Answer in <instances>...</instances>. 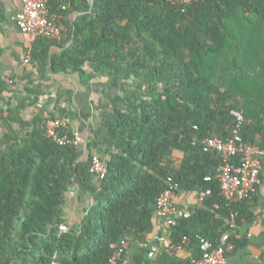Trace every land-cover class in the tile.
<instances>
[{"label":"trees","instance_id":"1","mask_svg":"<svg viewBox=\"0 0 264 264\" xmlns=\"http://www.w3.org/2000/svg\"><path fill=\"white\" fill-rule=\"evenodd\" d=\"M49 9L63 23L73 9L92 15L74 23L61 52L51 56L53 40L39 38L32 57L42 65L51 56L54 71L118 82L123 104L115 106L113 146L93 202L64 231L66 193L77 176H93L92 153L84 158L79 146L49 139L44 124L52 115H37L24 135L0 142V264H108L121 239L129 249L118 264H191L201 237L246 247L243 206L260 185L228 203L216 178L222 157L201 140L237 134L264 146V0H49ZM29 85L28 94H42ZM11 100L3 115L9 125L19 115ZM62 131L73 133L68 125ZM170 183L177 198L194 200L189 217L163 229L187 254L149 258L156 200Z\"/></svg>","mask_w":264,"mask_h":264},{"label":"crops","instance_id":"2","mask_svg":"<svg viewBox=\"0 0 264 264\" xmlns=\"http://www.w3.org/2000/svg\"><path fill=\"white\" fill-rule=\"evenodd\" d=\"M66 6L69 8L70 4ZM21 10L22 0H0V82L7 85V90L0 92V110H3V113L0 112V142L8 139V136L12 138L24 135L33 127L37 115L43 118L52 115L54 118L65 119L72 132L78 133L82 140L79 148L84 158L89 153L107 157V150L113 146L109 126L115 122V106L123 104V94L119 90L118 82L108 83L100 78L88 79L76 72L54 71L51 66L52 54H58L71 43L74 23L92 14L75 9L68 11L62 38L49 44L51 56L41 65L31 55L35 45H39V38L21 31L16 23V16ZM29 81L42 94H28L26 87H30ZM7 100L19 107L17 121L11 123V126L3 117L8 112ZM259 185L255 196L243 206L249 215V219L243 220L242 227L248 244L236 251L232 250V245L226 254V264H264L262 181ZM98 189L99 179L94 175L87 180L79 176L73 179L66 193L63 214L66 225L79 224L85 208L93 202V196ZM175 202L179 207L189 208L194 200L191 195L184 194L180 198L176 196ZM159 235L162 237L157 236L154 229V233L147 236V243L154 244L159 238L169 242L166 231L163 230ZM159 245L161 247L160 242ZM177 254L184 256L187 252L182 250Z\"/></svg>","mask_w":264,"mask_h":264},{"label":"built area","instance_id":"3","mask_svg":"<svg viewBox=\"0 0 264 264\" xmlns=\"http://www.w3.org/2000/svg\"><path fill=\"white\" fill-rule=\"evenodd\" d=\"M176 3H191L198 0H169ZM16 23L21 31L34 38H44L48 40H60L65 31L62 20L56 18L49 9V0H22V10L16 16ZM237 117L238 125L243 117L240 112L233 111ZM67 125L65 119H47L44 124L46 136L59 145H77L82 142L78 133H64L62 128ZM204 150H213L222 157V164L218 168L216 178L219 181L221 193L228 203H237L247 198L261 182L260 171L262 169L261 158L264 157V146L245 142L235 134L227 139L218 137H206L201 140ZM107 157L93 156L91 160L90 172L98 179H102L106 172ZM209 179V177H206ZM177 184L170 183L161 192L156 200L155 230L157 236L163 232L164 226L174 225L179 218H187L191 212L188 207H179L176 202ZM209 190L202 192L198 201H203ZM233 215H231L233 225ZM59 230H66V224L58 226ZM161 247L159 245V242ZM154 244H148V257L155 258L156 255L165 251L168 254H177L185 249L183 244H171L164 238H159ZM189 239L184 238L183 243H188ZM145 246L146 244H142ZM232 245L223 239L222 243L214 246L211 241L201 237L199 239L200 255L192 259L191 264H226V254ZM129 249V242L121 239L108 264H118Z\"/></svg>","mask_w":264,"mask_h":264}]
</instances>
